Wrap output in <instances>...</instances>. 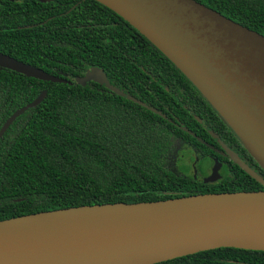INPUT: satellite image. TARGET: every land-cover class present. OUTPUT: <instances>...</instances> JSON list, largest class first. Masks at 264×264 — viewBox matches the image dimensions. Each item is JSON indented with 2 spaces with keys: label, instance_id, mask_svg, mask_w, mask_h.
Segmentation results:
<instances>
[{
  "label": "trees",
  "instance_id": "obj_1",
  "mask_svg": "<svg viewBox=\"0 0 264 264\" xmlns=\"http://www.w3.org/2000/svg\"><path fill=\"white\" fill-rule=\"evenodd\" d=\"M196 1L264 35V0ZM0 52L70 82L0 68V126L43 92L0 134V219L85 204L264 189L238 167L233 178L204 184L167 166L175 137L205 155V146L188 135L205 139L189 110L211 130L219 124L226 137L234 134L155 46L99 2L0 0ZM90 67L146 106L91 80L74 83ZM241 150L264 180V171ZM153 264H264V251L218 247Z\"/></svg>",
  "mask_w": 264,
  "mask_h": 264
},
{
  "label": "water",
  "instance_id": "obj_2",
  "mask_svg": "<svg viewBox=\"0 0 264 264\" xmlns=\"http://www.w3.org/2000/svg\"><path fill=\"white\" fill-rule=\"evenodd\" d=\"M95 1L136 29L186 77L264 171V35L196 0ZM0 68L70 83L1 52ZM88 80L146 106L109 84L98 67L73 78L80 85ZM42 96L14 110L0 134ZM228 154L264 185L261 176ZM218 247L264 251V189L85 204L0 219V264H153Z\"/></svg>",
  "mask_w": 264,
  "mask_h": 264
},
{
  "label": "flooded vegetation",
  "instance_id": "obj_3",
  "mask_svg": "<svg viewBox=\"0 0 264 264\" xmlns=\"http://www.w3.org/2000/svg\"><path fill=\"white\" fill-rule=\"evenodd\" d=\"M188 112L199 123V128H197V125H195V127L205 139L200 138L199 135L195 134L193 131H191L193 134L188 133V135L197 140V142L203 144V146H205V149H203L205 155H202L196 145L175 137L173 139L174 142L171 145L173 154L169 155V159L167 161L168 167L170 164L169 161H172L173 159L175 163L178 160L179 164L175 165L173 168V170L177 171L175 173H181L182 169H184L187 175L191 176L197 181L203 182L204 184L217 182L225 178L231 179L233 178V174L237 170V167H240L229 156L228 152L230 151L231 153L236 155V157L240 161H242L254 172H256L253 166H250L248 164L251 162L249 158L245 155V153L241 150L242 146L235 135L234 137H226V135L229 133L228 130L223 128V126L219 124L215 125L216 130L213 131L208 128L203 118H199L190 110ZM180 127H182V125ZM204 131L206 133H204ZM223 140H227V142ZM182 151L190 154V156H193L191 157V161L189 162L190 164H187V162L185 161L184 153ZM218 164L220 165L219 169L218 167H214ZM213 167L215 171H212ZM205 177L208 178L207 181L204 182L203 179Z\"/></svg>",
  "mask_w": 264,
  "mask_h": 264
},
{
  "label": "rangeland",
  "instance_id": "obj_4",
  "mask_svg": "<svg viewBox=\"0 0 264 264\" xmlns=\"http://www.w3.org/2000/svg\"><path fill=\"white\" fill-rule=\"evenodd\" d=\"M183 153H184V158H185V161L187 162V164L191 161V157H193V156H190V154H188V153H186V152H184V151H182ZM173 154V152L171 153V155ZM187 154V155H186ZM171 157V156H170ZM172 158V157H171ZM169 168L171 169V170H173V168H174V166L175 165H178L179 163H178V160L174 163V160L172 159V161H169ZM190 164V163H189ZM190 169V168H189ZM174 172H177V171H175V170H173Z\"/></svg>",
  "mask_w": 264,
  "mask_h": 264
}]
</instances>
